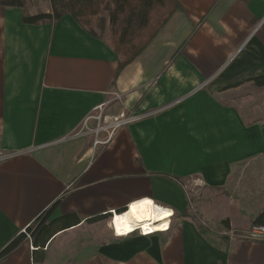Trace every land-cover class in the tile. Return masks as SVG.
<instances>
[{
  "label": "crops",
  "instance_id": "obj_1",
  "mask_svg": "<svg viewBox=\"0 0 264 264\" xmlns=\"http://www.w3.org/2000/svg\"><path fill=\"white\" fill-rule=\"evenodd\" d=\"M177 1L121 72L109 25L96 38L70 15L25 25L0 7V250L58 199L51 220L81 221L0 264H264L263 245L229 236L264 214V88L251 82L264 0ZM108 103L144 117L110 144L73 137ZM145 199L173 213L170 231L115 237L109 213Z\"/></svg>",
  "mask_w": 264,
  "mask_h": 264
},
{
  "label": "trees",
  "instance_id": "obj_2",
  "mask_svg": "<svg viewBox=\"0 0 264 264\" xmlns=\"http://www.w3.org/2000/svg\"><path fill=\"white\" fill-rule=\"evenodd\" d=\"M0 7L22 9V23L25 25L57 24L70 15L96 38H101L109 25L113 47L119 57V72L143 53L168 20L181 9L177 0H51V12L37 15H31L27 0H0ZM251 82L258 88H264V75ZM59 203L60 200H56L27 227L26 233H19L0 250V262L18 250L28 235L34 246L42 249L54 236L81 223L77 214L51 220ZM100 219L98 217L91 221ZM254 225H264V214L254 221ZM34 261L41 263L44 256L38 255Z\"/></svg>",
  "mask_w": 264,
  "mask_h": 264
},
{
  "label": "built area",
  "instance_id": "obj_3",
  "mask_svg": "<svg viewBox=\"0 0 264 264\" xmlns=\"http://www.w3.org/2000/svg\"><path fill=\"white\" fill-rule=\"evenodd\" d=\"M109 106H111V103L96 108L94 111L97 112L96 116H94L93 114L89 116L85 120L83 127L78 132H76L73 135V137H79L86 134H90L95 137V141H94L95 147H98L100 145L110 144L119 129H121L126 125L137 122L143 119L144 117V116H126L125 114L114 113L113 111L111 115H107L104 117V112ZM94 123H96V126L94 129H92L91 126ZM122 214L123 213L116 211H112L109 213L110 226L113 231V234L117 238H125L133 234H139L142 237H150L156 234L167 233L171 229L172 218L169 219V227L167 228L166 231L151 232L144 230L142 226H136L129 231L119 233L115 226V219L117 215H122ZM26 232H27V228L22 230L21 233H26ZM229 236L237 241L250 242L264 246V225H253L245 233L236 234L232 232L231 234H229ZM28 237H30V235H28Z\"/></svg>",
  "mask_w": 264,
  "mask_h": 264
},
{
  "label": "bare ground",
  "instance_id": "obj_4",
  "mask_svg": "<svg viewBox=\"0 0 264 264\" xmlns=\"http://www.w3.org/2000/svg\"><path fill=\"white\" fill-rule=\"evenodd\" d=\"M173 216L171 211L145 199L134 202L125 213L117 215L115 226L119 233L129 231L136 226H142L146 231L162 232L167 230L169 219Z\"/></svg>",
  "mask_w": 264,
  "mask_h": 264
},
{
  "label": "rangeland",
  "instance_id": "obj_5",
  "mask_svg": "<svg viewBox=\"0 0 264 264\" xmlns=\"http://www.w3.org/2000/svg\"><path fill=\"white\" fill-rule=\"evenodd\" d=\"M27 3H28L29 11L31 10L32 12L41 13L46 9H51V0H27ZM104 16L106 19H108L107 13H105ZM104 33H103V35H104ZM96 114H97V112L93 113L94 116H96Z\"/></svg>",
  "mask_w": 264,
  "mask_h": 264
},
{
  "label": "flooded vegetation",
  "instance_id": "obj_6",
  "mask_svg": "<svg viewBox=\"0 0 264 264\" xmlns=\"http://www.w3.org/2000/svg\"><path fill=\"white\" fill-rule=\"evenodd\" d=\"M111 114H112V110H111V108H110V106H109V107L105 110V112H104V117L107 116V115H111ZM95 126H96V123H94V124L91 126V128L94 129Z\"/></svg>",
  "mask_w": 264,
  "mask_h": 264
},
{
  "label": "snow or ice",
  "instance_id": "obj_7",
  "mask_svg": "<svg viewBox=\"0 0 264 264\" xmlns=\"http://www.w3.org/2000/svg\"><path fill=\"white\" fill-rule=\"evenodd\" d=\"M145 203H147V202H145ZM135 207V206H134Z\"/></svg>",
  "mask_w": 264,
  "mask_h": 264
}]
</instances>
